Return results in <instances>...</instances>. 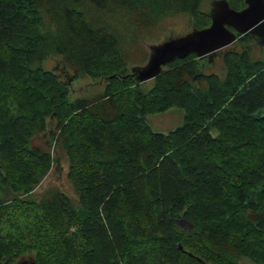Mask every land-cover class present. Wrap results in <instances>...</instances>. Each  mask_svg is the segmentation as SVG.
I'll return each mask as SVG.
<instances>
[{
	"label": "trees",
	"instance_id": "1",
	"mask_svg": "<svg viewBox=\"0 0 264 264\" xmlns=\"http://www.w3.org/2000/svg\"><path fill=\"white\" fill-rule=\"evenodd\" d=\"M207 1L0 0V264H264V46L129 75L143 33L206 28ZM85 78L101 92L76 95ZM59 158L74 198L36 193Z\"/></svg>",
	"mask_w": 264,
	"mask_h": 264
},
{
	"label": "water",
	"instance_id": "2",
	"mask_svg": "<svg viewBox=\"0 0 264 264\" xmlns=\"http://www.w3.org/2000/svg\"><path fill=\"white\" fill-rule=\"evenodd\" d=\"M207 14L211 25L196 29L188 36L150 44V56L144 65L130 66V76L145 83L159 76L169 63L195 54L209 63L218 52L233 44L239 35L249 34L264 46V0H244L241 10L232 8L228 0H209ZM206 4V3H205ZM205 61V62H204Z\"/></svg>",
	"mask_w": 264,
	"mask_h": 264
},
{
	"label": "rangeland",
	"instance_id": "3",
	"mask_svg": "<svg viewBox=\"0 0 264 264\" xmlns=\"http://www.w3.org/2000/svg\"><path fill=\"white\" fill-rule=\"evenodd\" d=\"M211 3L209 0L206 2L205 7L209 9ZM205 8V9H206ZM164 25L160 26L158 29L149 32L143 33L140 40L133 50V60L132 66L144 65L147 59L150 56V44H157L161 41L168 39H174L177 37L188 36L194 31V21L190 19L189 16L183 15L176 18L169 19ZM261 46V45H259ZM226 50L223 49V51ZM222 51V52H223ZM255 52H259L258 50ZM221 52L214 56L212 60L206 65L204 71L207 73H215L221 68ZM48 67H52V63H48ZM220 72V71H219ZM220 75V74H219ZM153 84L152 80L148 81L147 88L151 87ZM85 86H88L85 89ZM103 85L92 81L89 78H85L82 81L77 82L73 88L76 91V95H88L94 96L97 95L103 89ZM184 120V111L181 109H171L163 114L152 115L148 117V122L151 124L152 128L156 132L168 133L171 130L176 129L177 127L183 124ZM68 173V162L65 159H60L55 163L54 169L50 176H48L37 189L36 193L41 195L45 192L50 186L56 187L63 192L67 193L71 198L76 197L75 190L72 184L67 178ZM243 264H251L250 262L244 261Z\"/></svg>",
	"mask_w": 264,
	"mask_h": 264
},
{
	"label": "flooded vegetation",
	"instance_id": "4",
	"mask_svg": "<svg viewBox=\"0 0 264 264\" xmlns=\"http://www.w3.org/2000/svg\"><path fill=\"white\" fill-rule=\"evenodd\" d=\"M225 48H227V47H225ZM225 48H224V49H225ZM222 51H223V49H222V50H220L218 53H220V52H222Z\"/></svg>",
	"mask_w": 264,
	"mask_h": 264
}]
</instances>
